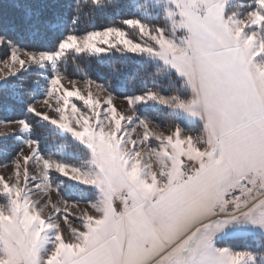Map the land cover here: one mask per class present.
<instances>
[{
    "label": "snow or ice",
    "instance_id": "snow-or-ice-1",
    "mask_svg": "<svg viewBox=\"0 0 264 264\" xmlns=\"http://www.w3.org/2000/svg\"><path fill=\"white\" fill-rule=\"evenodd\" d=\"M8 5L0 93L25 72L46 75L41 99L5 122L18 125L6 135L20 146L0 165L11 164L0 175V264H264V244L225 242L264 236V0H133L119 24L82 34L80 0L69 27L60 0ZM108 51L144 61V86L123 97L131 115L111 94L94 98L91 78L87 95L62 82L70 56ZM153 105L193 127L155 131ZM36 118L68 141L60 158L42 147ZM81 185L89 195L72 199ZM52 190L60 199L41 204L37 193Z\"/></svg>",
    "mask_w": 264,
    "mask_h": 264
},
{
    "label": "trees",
    "instance_id": "trees-1",
    "mask_svg": "<svg viewBox=\"0 0 264 264\" xmlns=\"http://www.w3.org/2000/svg\"><path fill=\"white\" fill-rule=\"evenodd\" d=\"M11 0H0V5L5 9L9 7ZM142 2V0H139ZM66 13L65 27L71 26L67 22V16L73 14L72 9L74 0H60ZM132 0H105V7L94 8L89 0H80L78 13V23L74 26L75 30L84 33L93 28L99 29L111 24H119L120 20L130 10L129 5ZM28 43V41H24ZM46 47L52 46V38L44 41ZM67 77L88 79L98 82L102 87L114 95L126 96L137 92L144 86L142 77L145 73V64L142 59L132 54L124 55L116 51H108L101 54H75L70 56L65 64ZM46 73H38L36 70L25 72L17 80L11 82L7 92L0 93V119H19L24 114V105L35 96L39 98V93L43 90L41 76ZM16 85V87H12ZM37 85H39L37 87ZM150 86V85H149ZM147 114L153 121L165 124L170 122L168 110L159 105H153L147 109ZM29 119H32L29 116ZM173 122L182 124L184 127H193L187 123L183 116L173 119ZM38 134H42V147L47 152L60 158L63 149L60 147L68 146V141L59 136L52 128L46 126V122L36 118ZM199 128V126H194ZM16 146L11 141L0 140V162L4 161ZM82 188L73 187L71 196H77V191ZM225 242L236 248L258 249L264 244V236L259 234H248L230 236Z\"/></svg>",
    "mask_w": 264,
    "mask_h": 264
},
{
    "label": "rangeland",
    "instance_id": "rangeland-1",
    "mask_svg": "<svg viewBox=\"0 0 264 264\" xmlns=\"http://www.w3.org/2000/svg\"><path fill=\"white\" fill-rule=\"evenodd\" d=\"M132 2H133V0H132ZM136 2L139 3V0H136ZM142 2H143V0H142ZM80 34H82V33H80ZM69 80H75L77 87L80 88V90L82 91L83 94L87 95V92L89 90V87L86 86L87 79L70 78V77L66 76L65 79L62 82L65 85H68ZM92 81H94V80H92ZM90 90L92 91L94 98L98 97L101 100L105 99L109 94H111L112 97H113V103L117 106L119 111L124 112L125 115H131L132 114L131 111L128 109L127 105H126V101L123 99V96L114 95V94L110 93L109 91H107L104 87H102L96 81H94V83L91 84ZM37 99H41V97H39ZM53 103H54V101H53ZM36 107L40 111L48 112L49 116H55L56 115L52 110H50L47 106L43 105L42 103H38L36 105ZM183 117L185 118L186 122L189 123L187 118L185 116H183ZM12 120H18V119H0V140L13 142L15 144V146H16V148H15V150H16L20 146V137L19 136H8V135H6L7 133L10 132L11 129H14V128L18 127V125H16V124L5 123L6 121H12ZM168 120H170V119H168ZM176 123L177 122H173V119L170 120V122L167 121L165 124L153 121V123L150 125V127L152 129H154L155 131H157V132H161V131L167 132L170 129L174 128ZM142 131L143 130H142L141 127L136 126V131L132 133L133 138H136L137 136L142 135ZM193 134L194 135H198L199 134L198 130L194 131ZM15 150L8 157H6L4 159V161L0 162V165H3L6 161H9L11 156L14 155ZM27 151L28 150L25 149V152H27ZM154 166H155V164H154ZM10 168H11V164H9L8 167L0 166V175H4L7 178L11 174ZM33 170L35 171V174L39 175L38 171H36V166L35 165H33ZM60 178L61 177H59V174H55L53 176V179L57 180V181ZM63 179L66 180L67 178H63ZM85 187L86 186H83V185L77 187V188H82V189L77 191V193H76L77 196L76 195L75 196H71L72 199H76V198H79V197H82V196L87 198V196L89 194L84 190ZM37 195L42 196V199L40 201L41 204H43L46 200H48L49 197L53 201H56V200L60 199V197L57 195V192L55 190H52L48 194L37 193ZM0 202H2V201H0ZM61 207H63V204H61ZM85 207H86L85 203L81 202L79 204V209H82V208H85ZM79 209L73 208L72 211L75 212L78 215L79 214ZM48 210L49 209H45V214H47ZM74 226L79 227L78 224H76ZM246 235H248V234H246ZM235 236H239V235H235Z\"/></svg>",
    "mask_w": 264,
    "mask_h": 264
}]
</instances>
